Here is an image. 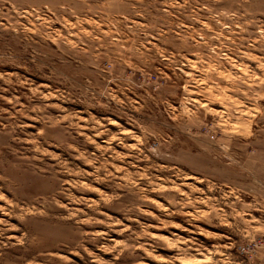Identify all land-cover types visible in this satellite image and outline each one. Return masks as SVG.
<instances>
[{"label": "rangeland", "instance_id": "1", "mask_svg": "<svg viewBox=\"0 0 264 264\" xmlns=\"http://www.w3.org/2000/svg\"><path fill=\"white\" fill-rule=\"evenodd\" d=\"M0 264H264V0H0Z\"/></svg>", "mask_w": 264, "mask_h": 264}]
</instances>
